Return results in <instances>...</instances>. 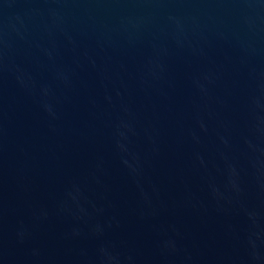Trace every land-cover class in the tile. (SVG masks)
Instances as JSON below:
<instances>
[{
    "label": "water",
    "instance_id": "obj_1",
    "mask_svg": "<svg viewBox=\"0 0 264 264\" xmlns=\"http://www.w3.org/2000/svg\"><path fill=\"white\" fill-rule=\"evenodd\" d=\"M0 264H264V0H0Z\"/></svg>",
    "mask_w": 264,
    "mask_h": 264
}]
</instances>
